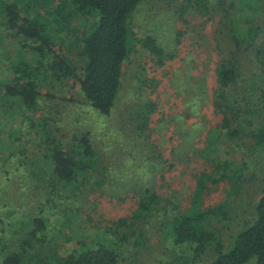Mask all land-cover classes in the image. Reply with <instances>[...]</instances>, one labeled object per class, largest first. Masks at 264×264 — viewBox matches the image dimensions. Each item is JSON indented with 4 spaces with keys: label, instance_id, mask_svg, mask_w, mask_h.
<instances>
[{
    "label": "trees",
    "instance_id": "trees-1",
    "mask_svg": "<svg viewBox=\"0 0 264 264\" xmlns=\"http://www.w3.org/2000/svg\"><path fill=\"white\" fill-rule=\"evenodd\" d=\"M144 1L0 0V32L4 27L18 39L13 58L5 57L0 49V63L6 61L10 74L0 78V119L15 120L18 109H23L24 121L31 127L28 133L9 130L6 138L0 140V150L8 154L0 158L5 165L17 158V169H26L30 182L46 197L35 218H27L21 224L16 248L3 246L0 264H122L130 248L146 246V237L152 238L156 216L162 217L157 233L163 240H169L174 247H193L188 253L191 255L169 251L170 259L157 264H247L253 258L257 264H264V186L253 200V219L245 227L237 224L239 230L229 251L223 242L224 230L238 218V199L242 198L248 179L254 178L252 174L249 177L252 170H257L254 161L264 160V0H220L213 7L210 0H169V10L180 20L193 13L208 20L217 17L233 47L215 69L212 105L220 120L217 127L210 128L200 153L209 168L197 177L195 190L182 210L175 203L173 208L162 205L171 201L162 200L155 189L128 185L125 191L128 196L138 197V207L131 217L119 219L116 224L126 227L128 233L118 239H94V248L77 240V248L70 254L57 253L56 237L52 235L56 220H64V227L73 229L65 208L94 181L98 173L97 152L85 138L65 146L47 130V119L41 124L35 121L42 90L73 81L80 85L89 107L100 116H110L120 93L124 65L138 48L157 65L177 56L167 53L156 36L136 35L133 14ZM77 17H86L83 26L91 17L96 20L85 32L86 29L73 26ZM188 30L185 27L176 32V45L182 44ZM60 33H66L73 42L65 46ZM29 50L35 57L31 60ZM250 65L252 74L246 75L245 69ZM205 80L202 78L201 82ZM205 94L202 87L200 98ZM156 110L152 101L133 106L131 121L139 137L147 135ZM33 131L39 133L35 142L43 148L41 157L25 156L19 161L16 141L31 137ZM220 187L223 199L207 203ZM135 237L136 241H132Z\"/></svg>",
    "mask_w": 264,
    "mask_h": 264
},
{
    "label": "rangeland",
    "instance_id": "rangeland-1",
    "mask_svg": "<svg viewBox=\"0 0 264 264\" xmlns=\"http://www.w3.org/2000/svg\"><path fill=\"white\" fill-rule=\"evenodd\" d=\"M210 1L213 7L220 0ZM168 2L144 1L133 14L132 25L137 36H156L167 53H177L176 58L164 65H157L147 52L138 48L124 65L120 93L110 116H100L89 107L80 85L73 81H66L58 87L45 86L42 90L35 121L41 124L43 119H47V130L65 146L85 138L97 152L98 173L94 181L84 187L78 197L74 196L69 207L65 208L73 229L68 225L64 227V220L55 222L56 229H53L52 235L56 237L57 253L61 256L73 252L77 248V240H83L94 248V239L104 236L106 239H118L119 235L128 233L126 227L116 225L119 219L131 217L138 207V197L133 194L128 196L125 191L128 185L155 189L162 200L171 201L162 205L173 208L172 204L175 203L178 209L182 206V210L195 190L197 177L209 168L200 153L205 148L210 128L217 127L220 120L212 105L216 86L215 69L222 56H228L233 47L217 17L208 20L199 13H193L180 20L169 10ZM94 17L85 26L82 22L86 17L74 18L72 24L81 30L86 29V32L95 22ZM185 27L187 30L189 28L188 33L183 37L182 44L176 45L175 34ZM5 29L2 27L3 31L0 32V49H3L5 57L13 58L18 39ZM66 35H59L65 46L73 42V38ZM54 42L57 43L55 36ZM33 58L34 54L30 52L29 59ZM250 66L245 69L246 75L252 74L249 70L253 66ZM2 74L10 75L6 61L0 63V78ZM202 78L206 79L205 82H201ZM202 87H205L206 94L200 98ZM147 101L154 102L157 110L152 115L151 130L139 137L131 121L133 106ZM25 114L23 109H18L15 120L5 122L0 119V140L6 138L9 130L28 133L31 127L24 121ZM38 138L39 133L33 131L31 137L16 141L20 147L17 151L20 152L19 161L25 156L30 159L41 157L43 148H38L35 142ZM7 154L0 150L1 158ZM1 158L0 262L3 246L7 244L12 249L16 248L21 224L26 223L27 218L32 221L34 214L46 202L37 185L30 182L28 171L17 169V158L6 165ZM254 162L258 165L257 170L249 173V177L252 174L254 178L248 179L242 198L236 204L238 218L235 217L236 221H232L223 232V242L228 251L239 230L237 224L245 227V223L253 219V200L257 199L259 190L264 186V160L259 158ZM210 199L207 203L220 202L223 199L222 187ZM48 214L52 215V211L49 210ZM161 219V216L155 217L152 238L150 235L146 237L149 241L146 246L137 247L136 250L126 248L128 252L122 264H157L162 259H170L169 251L176 250L191 255L188 253H192L193 247H174L157 233ZM131 240L136 241V237ZM208 259L209 256L203 262ZM247 264H257L256 258Z\"/></svg>",
    "mask_w": 264,
    "mask_h": 264
}]
</instances>
